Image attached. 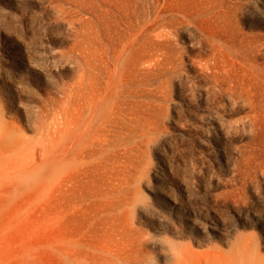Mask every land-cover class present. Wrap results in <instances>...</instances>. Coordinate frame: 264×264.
Masks as SVG:
<instances>
[{
  "label": "rangeland",
  "instance_id": "374dc122",
  "mask_svg": "<svg viewBox=\"0 0 264 264\" xmlns=\"http://www.w3.org/2000/svg\"><path fill=\"white\" fill-rule=\"evenodd\" d=\"M0 110L3 241L263 264L264 0H0Z\"/></svg>",
  "mask_w": 264,
  "mask_h": 264
},
{
  "label": "bare ground",
  "instance_id": "6f19581e",
  "mask_svg": "<svg viewBox=\"0 0 264 264\" xmlns=\"http://www.w3.org/2000/svg\"><path fill=\"white\" fill-rule=\"evenodd\" d=\"M9 127L10 126L4 122L3 114H2V111L0 110V135H9V130H8ZM45 136L48 139H50L51 142H54L55 138L51 134L47 133L45 134ZM22 141L23 140H20L19 143H22ZM19 145L20 144L18 143H14L12 145H6L4 144V142H2V140H0V173L2 170H6V168H3L2 166L5 160H1L3 159L5 155L15 156L18 153L25 151V148H24L25 146L24 145L19 146ZM55 193L56 192L49 190V192L45 194V201L47 202V200L49 201L53 199L55 200L56 198H58V200L63 201L64 196H61V195L56 196ZM9 199L10 198H7L6 200H9ZM8 227H10L8 225V222L0 220V233L6 232ZM2 239L3 237L1 238L0 236V258H2L1 260H11V261L14 260L15 262H17V264H103L104 262L109 261L107 254L111 253L110 251H107L102 248L101 251L103 254L93 253V255L91 256V259H89L87 256H84V257L80 256L78 251H75L74 248H70L69 250H63V249H58L59 247L58 248L51 247L49 251H51V255L55 256V258L52 259L50 257L49 259L43 260L41 258L31 257L30 253L28 252L29 248L26 247L24 244H20L19 247H15L8 240L3 241ZM239 264H254V263L250 261L249 259H247V257H245L244 260L241 261Z\"/></svg>",
  "mask_w": 264,
  "mask_h": 264
}]
</instances>
